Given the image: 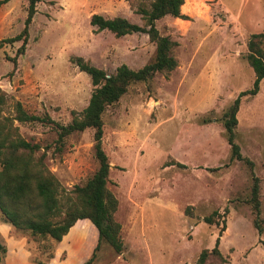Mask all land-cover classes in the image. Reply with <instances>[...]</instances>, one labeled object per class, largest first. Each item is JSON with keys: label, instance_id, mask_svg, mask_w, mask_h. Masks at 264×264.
I'll use <instances>...</instances> for the list:
<instances>
[{"label": "rangeland", "instance_id": "1", "mask_svg": "<svg viewBox=\"0 0 264 264\" xmlns=\"http://www.w3.org/2000/svg\"><path fill=\"white\" fill-rule=\"evenodd\" d=\"M133 1L131 7L129 0H38L22 53L21 40L6 38L22 28L26 0L2 4L0 89L8 96L2 113L11 114V103L19 101L30 114L66 124L70 110L80 112L93 88L70 56H81L107 74L120 64L136 70L150 61L154 44L145 33L116 37L105 29L95 32L88 22L99 14L143 25L134 11L138 0ZM183 3L186 19L164 15L154 21L158 33L174 42L170 55L176 67L131 83L101 115L106 187L117 200L113 217L123 247L115 253L100 243L90 264H193L217 237L224 264H264V229L258 233L253 227L248 201L253 174L264 224V77L254 95L241 97L235 114L234 141L251 168L229 160L219 121L238 92L251 86L246 42L251 33H264V0ZM13 125L20 137L40 146L35 155L44 150L45 166L64 191L96 170L92 128L57 144L50 123L14 120ZM205 216L213 223H205ZM9 232L23 238L11 227ZM87 232L81 228L71 239L75 252Z\"/></svg>", "mask_w": 264, "mask_h": 264}, {"label": "trees", "instance_id": "2", "mask_svg": "<svg viewBox=\"0 0 264 264\" xmlns=\"http://www.w3.org/2000/svg\"><path fill=\"white\" fill-rule=\"evenodd\" d=\"M7 1L0 0V6ZM37 1L26 0L22 28L16 35L6 38L7 42L21 40L18 53H22ZM129 4L132 7L134 1L129 0ZM183 5V0H138L134 11L143 18V25L131 23L119 16L104 18L99 14L90 15L88 22L95 32L105 29L116 37L134 32L145 33L154 44L153 57L136 70L120 64L113 73L107 74L102 69L90 65L81 56H70V62L88 75L93 88L80 112L70 110L71 118L66 124H59L47 115L30 114L19 101L11 103V114H3L8 96L0 89V221L19 233V237L24 238L29 263L48 264L55 245L78 219H88L97 233L96 243L90 255L81 264L91 263L102 242L110 246L115 253L121 252L123 244L119 235L120 225L113 217L117 200L106 187L109 165L101 147V115L107 106L119 100L131 83L147 81L155 73L169 72L176 67V61L170 55L174 42L168 36L158 33L154 21L164 15L186 19L187 16L180 12ZM263 46L264 33L249 35L245 60L253 73L251 86L239 91L219 118L225 141L229 146V160H242L249 168L252 167V162L240 154L239 146L234 141L235 114L241 97L254 95L258 90L259 81L264 77ZM11 61L14 64V59ZM14 120L18 123H50L55 129L57 144L72 132L92 128V147L98 164L96 170L83 184H75L71 190L64 191L56 177L45 166L44 150L35 155L40 146L20 137L17 126L13 125ZM176 165L183 167V164L178 162ZM251 181L248 201L254 213L252 225L260 233L264 224L260 225L262 220L258 217V178L251 174ZM216 213L213 211L210 215ZM211 216L203 217V221L213 223ZM224 229L218 230V236ZM4 251V246L0 245V264ZM224 263L225 258L218 249L217 237L210 249L200 250L193 264Z\"/></svg>", "mask_w": 264, "mask_h": 264}, {"label": "crops", "instance_id": "3", "mask_svg": "<svg viewBox=\"0 0 264 264\" xmlns=\"http://www.w3.org/2000/svg\"><path fill=\"white\" fill-rule=\"evenodd\" d=\"M81 228L88 229V232L81 249L75 252L70 242ZM9 229L10 227L7 224L0 222V245L5 248L1 264H32L27 259L28 252L24 247V239L14 237L10 234ZM71 231L72 233L69 236ZM96 238V229L88 219L76 220L55 245L53 256L49 259L48 264H81L90 255L96 243Z\"/></svg>", "mask_w": 264, "mask_h": 264}]
</instances>
